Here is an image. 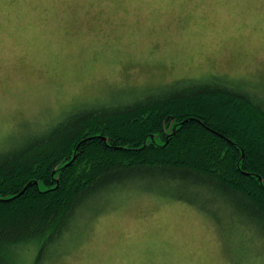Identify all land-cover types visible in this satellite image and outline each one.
<instances>
[{
    "label": "rangeland",
    "instance_id": "1",
    "mask_svg": "<svg viewBox=\"0 0 264 264\" xmlns=\"http://www.w3.org/2000/svg\"><path fill=\"white\" fill-rule=\"evenodd\" d=\"M262 72L259 0H0V148L71 109L180 79L217 75L264 93ZM114 194L95 215L82 211L44 264H232L199 209L132 184Z\"/></svg>",
    "mask_w": 264,
    "mask_h": 264
},
{
    "label": "trees",
    "instance_id": "2",
    "mask_svg": "<svg viewBox=\"0 0 264 264\" xmlns=\"http://www.w3.org/2000/svg\"><path fill=\"white\" fill-rule=\"evenodd\" d=\"M28 127L0 148V264L53 261L82 211L131 184L199 209L232 264H264V93L248 82L180 79Z\"/></svg>",
    "mask_w": 264,
    "mask_h": 264
},
{
    "label": "snow or ice",
    "instance_id": "3",
    "mask_svg": "<svg viewBox=\"0 0 264 264\" xmlns=\"http://www.w3.org/2000/svg\"><path fill=\"white\" fill-rule=\"evenodd\" d=\"M239 2L241 3H254L257 2V0H239ZM260 3H264V0H259ZM259 87L261 88V90H264V72L261 73V75L259 76ZM3 240V234L0 233V242H2ZM39 260V258H37V261Z\"/></svg>",
    "mask_w": 264,
    "mask_h": 264
}]
</instances>
